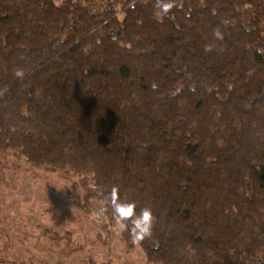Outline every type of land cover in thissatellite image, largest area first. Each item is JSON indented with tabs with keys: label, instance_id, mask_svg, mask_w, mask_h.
I'll return each instance as SVG.
<instances>
[{
	"label": "trees",
	"instance_id": "16d2710c",
	"mask_svg": "<svg viewBox=\"0 0 264 264\" xmlns=\"http://www.w3.org/2000/svg\"><path fill=\"white\" fill-rule=\"evenodd\" d=\"M173 2L0 0V156L79 178L148 264H264V0Z\"/></svg>",
	"mask_w": 264,
	"mask_h": 264
},
{
	"label": "rangeland",
	"instance_id": "374dc122",
	"mask_svg": "<svg viewBox=\"0 0 264 264\" xmlns=\"http://www.w3.org/2000/svg\"><path fill=\"white\" fill-rule=\"evenodd\" d=\"M81 1L99 9L108 0ZM78 183L20 156H0V264H148L141 248L126 249L121 224L100 228L102 204L82 209Z\"/></svg>",
	"mask_w": 264,
	"mask_h": 264
},
{
	"label": "clouds",
	"instance_id": "9594fccd",
	"mask_svg": "<svg viewBox=\"0 0 264 264\" xmlns=\"http://www.w3.org/2000/svg\"><path fill=\"white\" fill-rule=\"evenodd\" d=\"M174 6L173 0H157L156 3L158 10L162 11L170 10ZM213 35L217 40H223V33L216 31ZM14 76L18 79H23L25 72L23 69L18 68L14 71ZM7 91L6 87L0 89V98H4ZM106 198L110 201L113 215L122 223H130L131 227L128 229V232L133 241L142 242L152 237L156 217L151 207L145 206L137 211V202L121 199L117 186L112 188Z\"/></svg>",
	"mask_w": 264,
	"mask_h": 264
}]
</instances>
